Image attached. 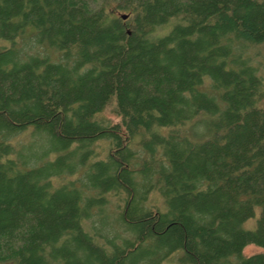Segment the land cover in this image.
Masks as SVG:
<instances>
[{"label":"trees","instance_id":"1","mask_svg":"<svg viewBox=\"0 0 264 264\" xmlns=\"http://www.w3.org/2000/svg\"><path fill=\"white\" fill-rule=\"evenodd\" d=\"M5 263L264 264V0H0Z\"/></svg>","mask_w":264,"mask_h":264},{"label":"rangeland","instance_id":"2","mask_svg":"<svg viewBox=\"0 0 264 264\" xmlns=\"http://www.w3.org/2000/svg\"><path fill=\"white\" fill-rule=\"evenodd\" d=\"M108 117L111 118L112 120H114V118L109 114L107 113ZM258 216V215H257ZM256 217L253 218V219H250L249 221H247L245 224H244V228L246 229H254V226L256 224ZM263 250L259 247H256V246H247L244 251H243V255L244 256H249V255H252V254H256V253H260L262 252ZM5 264H13V263H5Z\"/></svg>","mask_w":264,"mask_h":264},{"label":"water","instance_id":"3","mask_svg":"<svg viewBox=\"0 0 264 264\" xmlns=\"http://www.w3.org/2000/svg\"><path fill=\"white\" fill-rule=\"evenodd\" d=\"M126 17H127L126 15H122V16H121V18H122L123 20L126 19Z\"/></svg>","mask_w":264,"mask_h":264}]
</instances>
